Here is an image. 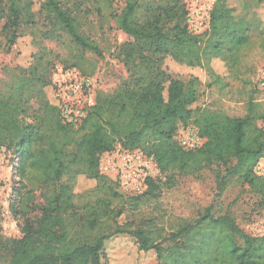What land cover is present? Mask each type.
Listing matches in <instances>:
<instances>
[{"label": "trees", "instance_id": "trees-1", "mask_svg": "<svg viewBox=\"0 0 264 264\" xmlns=\"http://www.w3.org/2000/svg\"><path fill=\"white\" fill-rule=\"evenodd\" d=\"M229 1L218 0L209 29L195 35L187 28L186 0H125L121 10L117 0H0V25L4 22L9 46L23 29L34 43L65 39L82 53L102 57L85 32L91 15L100 18L102 29L114 20L129 38L119 47L128 78L112 93H98L80 123L64 116L47 51L33 54L30 66L14 69L0 88V150L17 158L23 211L32 191L45 189L38 225L25 224L6 264H114L108 248L119 238L131 240L140 255L153 254L158 264H264V235L246 233L233 216H215L212 207L167 236L148 227L114 226L105 201L119 195L99 171L100 156L117 146L153 157L169 187L176 173L220 165L226 175L218 189L231 179L239 181L260 198L264 210V178L256 173L264 159L259 125L264 124V104L249 99L243 117L196 106L202 84L224 88L226 79L242 78L248 53L264 49V14L235 16ZM74 59L63 61L65 70L77 68L86 75L81 59ZM172 66L187 70L190 78L184 80ZM190 127L204 143L185 150L177 135ZM80 176L90 183L83 192L76 190ZM157 188L151 180L144 195L127 200Z\"/></svg>", "mask_w": 264, "mask_h": 264}, {"label": "rangeland", "instance_id": "rangeland-1", "mask_svg": "<svg viewBox=\"0 0 264 264\" xmlns=\"http://www.w3.org/2000/svg\"><path fill=\"white\" fill-rule=\"evenodd\" d=\"M124 4L125 0H117L115 7L121 10ZM228 5L235 11V16L244 13L264 14V0H230ZM100 22L96 15L89 16V25L85 32L99 45L102 57L89 52L82 53L65 39L51 41L38 38L41 43L38 45V42L32 41L30 33H25L23 29L19 32L16 44L9 46V36L3 30V22L0 25V88H4V83L10 81L14 69L30 66L33 54L47 51V58L52 59L55 67L51 75L55 86L54 93L62 97L64 107L71 105L70 108L77 113L87 101L94 100L98 93H112L129 76L119 58V47L129 38L117 27L114 20L103 29ZM42 27L40 26L41 29ZM76 57L81 59L79 65L86 75L77 68L65 70L63 61L72 64ZM243 66L246 67L245 75L238 80L226 79L224 88H208L206 78L203 77L205 84L200 88V98L196 106L222 110L232 117H243L247 113L246 103L249 99L253 98L264 104V93L257 88L258 76L264 70V49L257 47L251 50ZM172 69L184 80L190 78L187 70L174 66ZM259 125L263 127L262 123ZM118 147L120 146L116 148ZM16 161L17 158L11 152L0 150V264L9 261L12 242L23 237L25 224L38 225L45 206V189L40 187L32 191L33 199L29 203L28 211H23V190ZM225 175L224 166L212 165L194 174L176 173L175 183L169 187L168 176L160 173L154 180L158 187L154 193L134 200H127L113 187V193H118L119 196L112 195L106 199L107 211L113 218L111 222L114 226L148 227L167 236L212 207L215 216L226 213L233 216L246 233L253 236L264 235V210L259 206L260 198L247 185L233 179L228 181L223 190H219L218 182ZM89 187L86 177L80 176L76 190L83 192ZM79 214L81 217L87 215L83 210ZM108 253L109 260L114 264H158L153 254L140 255L137 246L128 238L113 241L109 245Z\"/></svg>", "mask_w": 264, "mask_h": 264}, {"label": "built area", "instance_id": "built-area-1", "mask_svg": "<svg viewBox=\"0 0 264 264\" xmlns=\"http://www.w3.org/2000/svg\"><path fill=\"white\" fill-rule=\"evenodd\" d=\"M217 2L218 0H186L187 28L190 33L202 34L209 29L211 13ZM75 79L77 81L78 76ZM257 88L261 93H264V70L258 76ZM58 96L63 101L62 97ZM93 104L94 100L87 101L86 105L75 113L71 109V105L67 104L64 107L63 103L64 116L70 123H80L85 116V108ZM177 137L185 150L197 149L204 143L196 129L192 127L179 131ZM99 171L101 175L109 178L114 183L116 191L126 198L144 195L148 191L149 182L155 180L160 174L153 157L146 155L141 150H127L122 147L100 156ZM256 173L264 178V159L259 161Z\"/></svg>", "mask_w": 264, "mask_h": 264}, {"label": "bare ground", "instance_id": "bare-ground-1", "mask_svg": "<svg viewBox=\"0 0 264 264\" xmlns=\"http://www.w3.org/2000/svg\"><path fill=\"white\" fill-rule=\"evenodd\" d=\"M263 128V127H262Z\"/></svg>", "mask_w": 264, "mask_h": 264}]
</instances>
